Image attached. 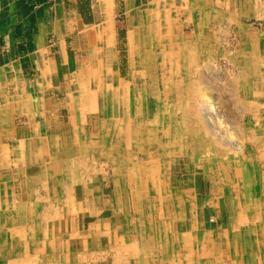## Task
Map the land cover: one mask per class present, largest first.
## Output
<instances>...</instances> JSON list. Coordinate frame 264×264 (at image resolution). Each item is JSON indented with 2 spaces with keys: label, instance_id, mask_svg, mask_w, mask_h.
<instances>
[{
  "label": "bare ground",
  "instance_id": "6f19581e",
  "mask_svg": "<svg viewBox=\"0 0 264 264\" xmlns=\"http://www.w3.org/2000/svg\"><path fill=\"white\" fill-rule=\"evenodd\" d=\"M263 1L253 2L252 14H263ZM198 5L188 21L204 20L209 39L226 29L225 14L237 15ZM247 7L237 15L242 22ZM242 22L226 83L221 69H213L217 82L201 70L208 69L203 51L216 50L202 42L203 30L193 43L182 33L172 41L163 29L168 102L153 97V85L132 94L108 68L106 87L71 86L66 110L45 106L36 120L29 117L12 146L0 147V264H264V35ZM151 52L145 55L156 59ZM200 164L211 176L208 197L195 171ZM175 165L192 175L178 178ZM106 167L118 190L122 235L93 213L89 199L90 179ZM30 177L41 185L29 186Z\"/></svg>",
  "mask_w": 264,
  "mask_h": 264
},
{
  "label": "crops",
  "instance_id": "0c3cea01",
  "mask_svg": "<svg viewBox=\"0 0 264 264\" xmlns=\"http://www.w3.org/2000/svg\"><path fill=\"white\" fill-rule=\"evenodd\" d=\"M258 1L0 0V147L12 146L13 133L27 129L37 110H66L60 102L61 83L91 76V70H85L89 62H118V30L148 24L156 28L160 15L182 27L197 3L202 10L226 8L237 15L248 6L252 13ZM12 47L22 51L14 53ZM18 117L26 118L24 126H18ZM105 221L110 224V219Z\"/></svg>",
  "mask_w": 264,
  "mask_h": 264
},
{
  "label": "rangeland",
  "instance_id": "374dc122",
  "mask_svg": "<svg viewBox=\"0 0 264 264\" xmlns=\"http://www.w3.org/2000/svg\"><path fill=\"white\" fill-rule=\"evenodd\" d=\"M48 1H52V0H48ZM263 14H255V13L252 14L251 13V14H249V17L246 18L245 22H242V19L238 18L237 15H235V14H234L235 17L229 16V14H225L223 18L226 20V24H224V26L227 25V27L225 26L226 29L221 31L225 36L219 31L220 32V38L219 39H217V37H215V36H214L215 38L214 37L212 38L210 36V39L206 37L207 36L206 35L207 30L205 29L206 24H205L204 20L200 24H196L194 22H190V21L185 20L184 24L182 25V28H184V30L182 29V31H180L181 27L177 26L174 22L170 21L171 25H172L171 26L170 22L168 23L166 21V18L168 19V17L165 15H160L161 21L159 18V20H158L159 24L158 25L162 26V27H160L158 29H157V27L153 28L152 27L153 25H151V24H148L147 27H144V28L129 27L130 29H126V30L120 29V30H118V32L120 34V40H121L120 41V49H119L120 50L119 61L116 63H113V62L105 63V62H101V61H96V62H92V63L89 62L87 65H85V70H91V72H90L91 76L89 75L85 79L84 78L77 79L76 82L74 81V84H71L72 78L69 79V81L67 80V82H66V80H65V82H62L61 86H60V89H61V93L59 95L60 100L63 103V105H65V107L67 108V106L69 104L68 102H70V96L74 94V92H75L74 90L77 89L78 87L90 86L92 88V90L98 89L100 85H103V86L105 85L104 87H106L107 84L110 83V78H108V79L103 78L102 77L103 76L102 71L110 68V71L113 72L115 75H118L120 77V80L125 83L128 90H131L132 94L136 93L137 95H140V94H142L143 87H146L147 85H153L154 90H156V92L158 93L157 96L155 95L153 97L160 98L161 105L163 102H168L170 100L171 96L167 94L168 88L166 89V87H165V85H166L165 82H166L167 77H162L161 74L164 71L166 72V74H168L167 71H168V68H170V67L168 66L169 64L165 63L164 55H162L160 53L162 52L161 49L166 45V43L169 41V39L166 38L165 36H162V37L158 36V31L159 30L161 31L163 29H164L163 34L164 35L170 34L169 36H171L170 39L172 41L177 38V35L179 36V34L182 33V34L186 35V39H190L191 41H193V43H195L196 42L195 39H197L198 36L201 35L200 33L198 34L197 31H200V32L204 31L205 35H204V38L201 39L202 42H203V40L205 41L206 39L210 40V43L213 44V46L216 48V50H214L212 52H208L207 50L203 49L204 50L203 51L204 57H206V60H207V61H205V63L207 62L206 66L208 69H205L206 67H204L201 70L205 74H208L211 72L210 75L208 74L209 75L208 77H211V79L214 82L215 81L217 82L218 80L216 79V76L214 78L215 80L212 78L213 77L212 73L215 69H216L215 71H218L221 69V71H218V72L221 73L220 75L222 78V82L226 83L225 81H228L230 79L229 76L231 73H233V70H234V65H233L232 61L230 60V58H228V57L229 56L234 57L236 54H237L236 56H238V52H239V49L241 46V45H239L241 40L239 39V37L237 35V31H238L237 28L239 26L238 22H242L245 26H247L250 30H252L251 31L252 33L264 35V19H263L264 15ZM255 17L257 19H255ZM154 18L155 17H153V20H154ZM239 19H240V21H239ZM148 20H150V18ZM164 20L166 22H164ZM211 21L212 22L210 23L211 24L210 25V32L211 31L215 32L220 27V24H218L216 22L215 18H213ZM136 23L137 22L133 23V26L136 25ZM228 24H229V26H228ZM218 25H219V27H218ZM221 26H222V24H221ZM173 33H175V34H173ZM221 34H222V36H221ZM144 37H146V39H147L146 42H144L146 40V39L144 40ZM201 37H203V35H201ZM221 38H224V41H223V39L220 40ZM217 41H219V42H217ZM229 41L232 43H230ZM143 42L144 43L148 42L146 47H144ZM12 49L14 50V53H20L22 51V49L17 48V47H12ZM149 49L152 51L151 53H153V51H154V53H156L155 54L157 56L156 59L153 60L152 58H150L151 59L150 60V59H148L150 57V54L148 55V57H147V55H145L146 52L150 51ZM223 51H226V52H223ZM228 53H229V55H228ZM209 54H210V57H209ZM219 54H220V56H219ZM141 59H142V62H141ZM214 60H215V62H214ZM160 61H162V62H160ZM210 61H211V63H210ZM162 65H164L165 70H164V67H162ZM81 68L82 67H80L79 69H81ZM145 68L148 71L147 73L143 72ZM92 73L94 74V76H92ZM216 75H218V74H216ZM57 79H58V77L55 76L56 81H57ZM212 80H210V78H207L208 83L212 82ZM107 81H108V83H107ZM76 83H77V85H76ZM71 86H74L76 88L74 89V87H71ZM69 88H70V90H69ZM148 96H150V95H148ZM74 97H76V96H74ZM74 97H73V99H74ZM119 98L121 99V96H119ZM119 98H118V100H120ZM118 103L119 102L114 101V104L117 105ZM119 104H121V103H119ZM131 107L133 108V105ZM124 109H125V107H124ZM124 109H122L121 113H124V111H125ZM131 115L134 116L132 112H131ZM17 119H16V123L19 126H24V122L27 121L26 118H19L18 117ZM139 121L140 120H138L137 125H139ZM238 121H240V120H238ZM31 138L34 140V139H36V136L35 135L33 136V133H32ZM123 163L125 165L123 164L121 166L122 168H126L127 167L126 165H129L126 161H124ZM188 163H189V160L186 159L185 160V166L186 167H188ZM106 169H103V170L101 169L100 171L97 172V174H95L92 177L94 179H90L91 186H90V189L88 191L89 195H90L89 199H90L91 204H92L93 213L94 214L98 213V218H100L102 220L110 219L111 230H114L115 228H120V234L122 235L124 233L123 232L124 227L122 225L124 223V219L119 214V210H118L119 209V203H120L118 200V190L116 189L115 183L113 181V178H112L113 175L111 173V170L108 167H106ZM195 171L198 172V174H197V176H199L198 181L205 183L203 195L204 196L207 195V197H208L209 193L211 192V190H210V184H211L210 173L206 174V170L204 168V165H201V164L199 166H197V169H195ZM174 172H175V173H173L174 175L175 174L180 175L178 178H180V177L182 178V176H189L190 177V174L192 175L191 172H188L187 174H183L182 172L180 173V168L177 165H175V167H174ZM39 176L40 175H38V177ZM192 179H193V177H192ZM39 180H40L39 178L32 179L30 177L28 185L31 187H36V186L39 187L41 185L39 183ZM136 216L137 215L135 213H134V215H132L133 220L136 222V219H137L140 222V220L138 219V217L136 218ZM212 218L210 217L208 219V221H210V219L212 220ZM82 219H84V218H82ZM219 219H220V217L218 218V220ZM84 222L85 221H81V228L82 229H84L83 228ZM22 223H23V221H22ZM224 256H226V259H231L230 253L225 254Z\"/></svg>",
  "mask_w": 264,
  "mask_h": 264
},
{
  "label": "built area",
  "instance_id": "2783aa9c",
  "mask_svg": "<svg viewBox=\"0 0 264 264\" xmlns=\"http://www.w3.org/2000/svg\"><path fill=\"white\" fill-rule=\"evenodd\" d=\"M64 1H66V2H68V3H75V2H78V1H81V0H64Z\"/></svg>",
  "mask_w": 264,
  "mask_h": 264
}]
</instances>
